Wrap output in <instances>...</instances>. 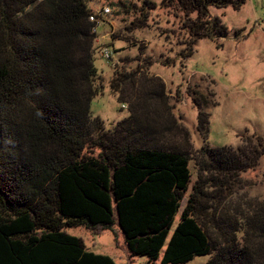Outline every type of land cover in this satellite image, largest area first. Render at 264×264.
<instances>
[{
	"label": "trees",
	"instance_id": "obj_1",
	"mask_svg": "<svg viewBox=\"0 0 264 264\" xmlns=\"http://www.w3.org/2000/svg\"><path fill=\"white\" fill-rule=\"evenodd\" d=\"M247 1L162 3L197 15L191 56L197 41L226 32L212 7L239 10ZM92 14L89 0H0V264H116L65 232L78 227L97 235L118 228L132 256L161 264H264V204L234 214L225 207L229 178L256 166L263 140L251 156L204 146L194 158L189 142L163 144L176 129L163 83L135 103L122 95L135 73L118 69L110 87L130 116L107 129L91 112L105 88ZM198 122L206 139L203 111Z\"/></svg>",
	"mask_w": 264,
	"mask_h": 264
},
{
	"label": "rangeland",
	"instance_id": "obj_2",
	"mask_svg": "<svg viewBox=\"0 0 264 264\" xmlns=\"http://www.w3.org/2000/svg\"><path fill=\"white\" fill-rule=\"evenodd\" d=\"M163 1L89 0L93 12L103 8L112 12L99 25V42L94 43L95 67L105 88L92 102V115L99 117L107 129L127 119L130 106L112 92L110 81L115 77V69L135 73L134 84L129 83L122 94L135 103L145 92L156 89L158 80L165 87V107L172 113L176 129L175 134L169 132L160 137L163 144L189 142L194 158L204 146L244 149L251 156L256 138L263 140L264 145V0H248L239 10L212 7V18L219 19L226 32L219 33L215 40L197 41L191 56L189 27L197 15L187 17L174 7L167 8ZM150 5L155 7L151 9ZM104 46L113 52L110 62L101 57L100 48ZM149 107L156 108L154 104ZM200 111L208 121L206 139L198 130ZM190 168L194 184V161ZM229 179L231 196L225 202L228 213L234 214L236 208L249 212L264 204V153L254 168ZM191 192L192 187L182 209ZM65 232L80 238L88 251L109 256L116 264H161V259L132 256L118 228L102 235L86 227ZM209 259L197 257L188 264H206Z\"/></svg>",
	"mask_w": 264,
	"mask_h": 264
},
{
	"label": "built area",
	"instance_id": "obj_3",
	"mask_svg": "<svg viewBox=\"0 0 264 264\" xmlns=\"http://www.w3.org/2000/svg\"><path fill=\"white\" fill-rule=\"evenodd\" d=\"M111 9L110 8H103L101 11L98 12H93L92 16L90 17V21L93 23H96L97 26L94 28V32L97 33L98 27L100 24H102L103 22H105L106 17L110 16L111 14ZM95 42H99L98 41V36L95 39ZM100 52H101V57L103 59H105L106 61L110 62L113 59V52L111 51V49L109 47H102L100 48ZM123 108H126V106H123Z\"/></svg>",
	"mask_w": 264,
	"mask_h": 264
}]
</instances>
